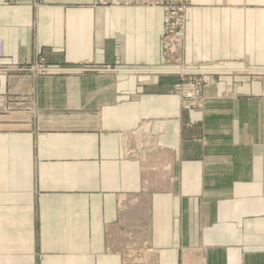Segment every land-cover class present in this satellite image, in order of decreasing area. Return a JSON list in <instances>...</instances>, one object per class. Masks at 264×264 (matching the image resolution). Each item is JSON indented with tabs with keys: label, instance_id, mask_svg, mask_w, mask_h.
Returning <instances> with one entry per match:
<instances>
[{
	"label": "crops",
	"instance_id": "0c3cea01",
	"mask_svg": "<svg viewBox=\"0 0 264 264\" xmlns=\"http://www.w3.org/2000/svg\"><path fill=\"white\" fill-rule=\"evenodd\" d=\"M163 12L0 0V264H264V0H190L184 108ZM81 70V71H78Z\"/></svg>",
	"mask_w": 264,
	"mask_h": 264
},
{
	"label": "built area",
	"instance_id": "2783aa9c",
	"mask_svg": "<svg viewBox=\"0 0 264 264\" xmlns=\"http://www.w3.org/2000/svg\"><path fill=\"white\" fill-rule=\"evenodd\" d=\"M187 3L188 0H96V4L101 7L152 8L163 12L162 54L166 63L175 64L174 67L167 70L180 78V82L174 87V92L183 107L195 108L201 105V93L207 80H198L194 75L199 73V70L186 69L182 64L180 52ZM2 58L3 45L0 42V60ZM64 70L48 66L43 60H39L27 68L17 65L0 66L1 73L30 71L35 76L64 72ZM10 109L9 100L5 96H0V115L9 113Z\"/></svg>",
	"mask_w": 264,
	"mask_h": 264
},
{
	"label": "rangeland",
	"instance_id": "374dc122",
	"mask_svg": "<svg viewBox=\"0 0 264 264\" xmlns=\"http://www.w3.org/2000/svg\"><path fill=\"white\" fill-rule=\"evenodd\" d=\"M189 7H190V0H188V3H187V9H186V13H185V25L184 26H186V15H187V11H188V9H189ZM164 20V19H163ZM184 32H185V28H184ZM184 32H183V35H182V41H181V58H182V47H183V39H184ZM162 37H163V34H162ZM162 40V39H161ZM166 62V61H165ZM33 64V63H32ZM32 64H16L17 66H20V67H24V68H27V67H29L30 65H32ZM168 66H169V68H172V67H174V65L175 64H170V63H166ZM182 64H183V66L186 68V69H190V70H192V69H195V70H199V73H195V77H197V79L198 80H201V79H203V80H207V84L204 86V88L202 89V93H201V105H202V103H203V101H204V96H203V94H204V90H205V88L209 85V84H211L212 83V81H219V78H218V76L221 74V72H222V69H209V68H206V69H198V68H194V67H191V66H187V65H185L184 63H183V61H182ZM0 66H15V65H1L0 64ZM58 68V67H57ZM169 68H168V70H169ZM60 69H62V68H60ZM168 70H166L165 72L166 73H171V74H174V73H172L171 71H168ZM2 73H4V72H2ZM59 73H63V72H59ZM0 74H1V72H0ZM5 74H22V75H27V76H30V77H38V76H50V75H54V74H56V73H53V74H49V75H33L30 71H20V72H5ZM175 76H177L176 74H174ZM177 82L174 84V86H173V93L175 94V92H174V87H175V85L176 84H178L179 82H180V78L177 76ZM176 95V94H175ZM179 98V97H178ZM180 100V99H179ZM180 103H181V101H180ZM201 105L200 106H198V107H195V108H187V107H184V108H186V109H191V110H193V109H197V108H200L201 107Z\"/></svg>",
	"mask_w": 264,
	"mask_h": 264
}]
</instances>
